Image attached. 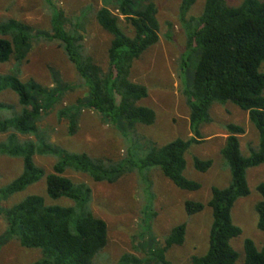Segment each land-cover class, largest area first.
Instances as JSON below:
<instances>
[{"label": "trees", "instance_id": "obj_1", "mask_svg": "<svg viewBox=\"0 0 264 264\" xmlns=\"http://www.w3.org/2000/svg\"><path fill=\"white\" fill-rule=\"evenodd\" d=\"M103 1L101 9L91 6L80 16L86 20L93 14L99 28L111 37L105 68L87 52L84 37L87 25L81 17L72 18L51 0H46L51 15L49 31L36 32L14 18L0 21V63L14 61L16 66L13 75L0 76V92L15 93L21 107L19 113L4 118L2 111L10 107L0 104V133L8 134L6 141L0 144V155L23 160L22 174L0 189V214L5 216L8 225L7 232L0 237V247L10 238H16L22 248L41 252V260L32 264H99L109 245L108 225L86 209L92 197L91 188L74 183L65 173L72 170L87 175L95 183L114 184L135 170L158 168L180 190L199 191L201 185L184 176L186 156L193 146L203 142L202 129L212 122V108L230 103L248 114L259 135V148L251 150L250 156H243L240 137L246 130L240 125H228L222 156L230 169L231 183L223 189L213 188L207 204L187 201L185 211L190 217L207 207L212 212L208 251L203 256L192 257L190 264H236L240 254L233 248L232 241L240 238L243 231L233 221V209L238 200L251 194L248 170L264 165V3L246 0L239 7H231L226 0H205L196 29H189L188 33L190 46L194 43L198 46L194 75L190 76L185 91L192 137L159 146L140 132L157 120L155 110L141 104L149 97V90L131 80L134 63L160 41L156 4L152 0ZM196 2L183 0L182 10L189 11ZM113 10L125 17L131 35L121 28V17ZM195 20H191V27ZM42 40L58 44L87 90L86 97L58 112L61 120H68L69 134L77 132L80 114L85 109L93 111L128 144L124 158L118 161L92 158L87 153L70 152L49 143L40 123L72 87L56 78L54 88L20 79L21 68L33 44ZM186 61L183 55V66ZM20 136L29 139L21 140ZM132 145H141L140 150L145 153L139 162L133 159L141 155L139 149L134 152V147L130 149ZM38 154L57 159L52 173L46 175L35 164ZM212 165V160L193 159V167L200 173H206ZM44 177L49 198H65L76 206H49L44 198L36 195L12 207L1 205ZM257 191L261 196L257 226L264 232V182ZM186 234L187 224L175 227L164 244H157L155 236L149 238L145 234L135 243L137 250L144 253L143 257L127 253L118 264H171L167 254L174 247L184 245ZM244 255V264H264V248L250 239L244 242Z\"/></svg>", "mask_w": 264, "mask_h": 264}, {"label": "rangeland", "instance_id": "obj_2", "mask_svg": "<svg viewBox=\"0 0 264 264\" xmlns=\"http://www.w3.org/2000/svg\"><path fill=\"white\" fill-rule=\"evenodd\" d=\"M55 6L65 9L72 18L81 17L88 7L96 10L104 6L103 0H51ZM158 10L161 26L160 41L151 47L134 63L131 80L146 86L149 97L141 102L144 107L155 110L156 123L151 127L140 129L141 134L153 140L157 145L169 143L178 138L192 137L190 129V110L185 91L189 87V78L194 75L198 59V46L188 43L189 29H196L199 17L203 14L205 0H197L187 12L182 10L183 0H152ZM246 0H226L231 7H239ZM264 3V0H260ZM46 0H0V21L18 19L31 26L35 31H49L51 15ZM114 11V10H113ZM121 17V28L129 35L124 16ZM195 18L193 27L191 20ZM86 26L85 46L88 54L96 63L107 67L108 48L111 37L103 32L96 23L95 16L89 15L86 20L80 19ZM1 37V36H0ZM183 55L187 61L183 66ZM14 61L0 63V76L13 75ZM72 87L60 103L51 110L40 123L49 143L64 150L76 153H87L92 158H106L118 161L127 155L128 144L114 127L103 123L101 117L90 110H84L78 123L75 135L68 131V120H61L58 112L76 104L87 95L74 66L68 61L63 50L55 42L42 40L33 44L27 62L21 68L20 79L24 82L35 81L46 88L57 86L55 82ZM0 104L10 108L2 111L1 116L10 118L21 111L18 96L10 90L0 92ZM212 122L202 129L203 142L193 146L186 156L184 176L201 185L196 192H187L177 188L165 178L158 168L135 170L125 174L114 184L95 183L87 175L68 170L65 176L76 184H87L92 197L87 210L108 225L109 245L99 264H118L127 253L139 258L144 253L137 250L135 243L146 234L154 237L157 244H164L171 231L182 224H187L186 241L183 246L174 247L167 254L171 264H190L194 256H203L209 248V233L212 224V212L206 208L202 213L188 216L185 211L187 201L207 204L212 198L213 188L223 189L231 183L230 169L222 156L230 124L240 125L246 133L240 137V148L243 156L251 155V150L259 148V135L250 123L248 114L233 104L215 105L211 110ZM8 134L0 133V144L6 141ZM21 140L29 138L20 136ZM152 141V142H153ZM141 146V145H140ZM140 146L141 154L134 159L139 162L145 153ZM128 148V149H127ZM212 160L213 165L206 173L197 172L193 159ZM35 164L43 169L46 175L52 173L57 159L51 155H36ZM23 171V160L19 157L0 155V189L16 180ZM247 181L251 194L238 200L232 217L235 225L243 234L232 241L233 248L240 254L236 264H244V242L250 239L259 248H264V232L258 230L257 206L261 202L257 188L264 182V165L248 170ZM36 195L44 198L49 206L75 207L76 203L68 199L53 200L46 194V177L29 186L21 193L15 194L3 207H12ZM150 209L152 212H148ZM7 222L0 214V237L7 232ZM149 235V236H148ZM39 250L22 248L16 238H10L0 247V264H32L41 260Z\"/></svg>", "mask_w": 264, "mask_h": 264}]
</instances>
